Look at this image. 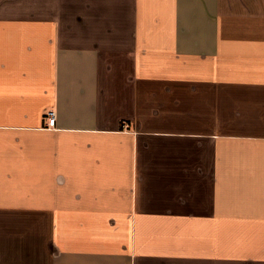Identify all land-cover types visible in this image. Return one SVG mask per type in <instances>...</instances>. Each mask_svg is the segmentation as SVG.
<instances>
[{
    "label": "crops",
    "instance_id": "0c3cea01",
    "mask_svg": "<svg viewBox=\"0 0 264 264\" xmlns=\"http://www.w3.org/2000/svg\"><path fill=\"white\" fill-rule=\"evenodd\" d=\"M0 264H264V0H0Z\"/></svg>",
    "mask_w": 264,
    "mask_h": 264
},
{
    "label": "built area",
    "instance_id": "2783aa9c",
    "mask_svg": "<svg viewBox=\"0 0 264 264\" xmlns=\"http://www.w3.org/2000/svg\"><path fill=\"white\" fill-rule=\"evenodd\" d=\"M47 121V128L48 129H55L56 128V113L54 111H49L46 116Z\"/></svg>",
    "mask_w": 264,
    "mask_h": 264
}]
</instances>
